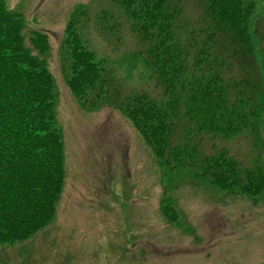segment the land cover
Returning a JSON list of instances; mask_svg holds the SVG:
<instances>
[{
    "label": "trees",
    "instance_id": "trees-1",
    "mask_svg": "<svg viewBox=\"0 0 264 264\" xmlns=\"http://www.w3.org/2000/svg\"><path fill=\"white\" fill-rule=\"evenodd\" d=\"M108 1L131 22L144 48L142 65L160 97L122 95L105 62L86 48L83 26L89 10L82 6L66 23L59 51L60 72L72 97L83 109H116L163 173L198 165L200 179L255 201L264 190L260 165L240 172V164L225 151L200 156L189 140L193 132L258 136L264 88L256 59L261 53L256 0H201L193 26L183 21L181 0ZM4 4L0 0V246L25 241L52 222L65 180L54 80L38 58L49 49L48 36L30 32L27 48L23 21ZM118 28L109 27L113 37ZM229 69L239 81L227 77Z\"/></svg>",
    "mask_w": 264,
    "mask_h": 264
},
{
    "label": "rangeland",
    "instance_id": "rangeland-1",
    "mask_svg": "<svg viewBox=\"0 0 264 264\" xmlns=\"http://www.w3.org/2000/svg\"><path fill=\"white\" fill-rule=\"evenodd\" d=\"M200 1L181 0L188 26L198 23ZM4 2L23 21L27 48L34 30L49 38L45 55L33 54L45 60L54 80L65 184L52 222L25 241L0 246V264H264V190L253 204L246 195L224 194L200 179L198 165L163 173L117 110L83 109L69 94L60 72V44L72 10L83 4L89 10L84 43L96 61L105 62L122 95L160 97L142 65L144 48L131 22L108 0ZM104 13L114 18H103ZM255 20H260L256 59L264 88V0H256ZM114 23L115 37L109 30ZM102 29L108 32L102 35ZM227 77L239 81L231 69ZM258 132L229 138L193 132L189 142L200 156L222 150L240 164V172L255 165L264 172V112Z\"/></svg>",
    "mask_w": 264,
    "mask_h": 264
}]
</instances>
